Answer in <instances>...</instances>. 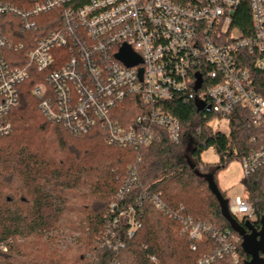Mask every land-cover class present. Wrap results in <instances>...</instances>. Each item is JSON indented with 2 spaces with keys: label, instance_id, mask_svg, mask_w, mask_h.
<instances>
[{
  "label": "built area",
  "instance_id": "obj_1",
  "mask_svg": "<svg viewBox=\"0 0 264 264\" xmlns=\"http://www.w3.org/2000/svg\"><path fill=\"white\" fill-rule=\"evenodd\" d=\"M245 1L249 28L234 25ZM124 48L141 61L128 65L118 57ZM250 62L264 66V0H0V138L13 131L9 115L29 79L36 81L31 91L48 121L74 135L99 126L106 142L133 147L139 161L143 149L164 137L182 140L180 120L164 105L180 94L222 117L246 111V123L264 130V98L254 90ZM132 95L140 96V114L125 122L122 105ZM241 161L246 177L263 168L264 144ZM137 183L134 166L112 213ZM149 198L164 209L159 195ZM141 210L131 204L120 209L111 222L113 237L121 224L132 237L141 227ZM229 212L258 221L248 189L230 201ZM183 223L191 239L210 234L217 241L200 264L226 255L230 264H243L240 239L230 230L191 218Z\"/></svg>",
  "mask_w": 264,
  "mask_h": 264
},
{
  "label": "trees",
  "instance_id": "obj_2",
  "mask_svg": "<svg viewBox=\"0 0 264 264\" xmlns=\"http://www.w3.org/2000/svg\"><path fill=\"white\" fill-rule=\"evenodd\" d=\"M234 25L250 27L247 1ZM248 67L254 90L264 98V66L250 62ZM35 82L29 79L22 87L20 105L9 115L13 131L0 138V264H200L217 248V241L210 234L191 239L183 232L186 218L230 230L240 239L236 246L243 264L250 259L243 242L250 227L258 231L264 225V167L244 180L258 214L252 224L231 215V200L217 183L219 170L229 160L242 159L264 144V130L246 123V111L226 117L230 133L225 134L209 124L222 116L177 95L164 105L180 120L182 140L174 144L164 137L143 149L139 161L133 147L106 142L99 126L74 135L48 121L31 91ZM140 103L139 95L128 97L122 120L131 122L140 114ZM211 147L221 155L216 165L202 160ZM134 166L138 183L112 213L111 205L119 202ZM154 194L164 209L151 201ZM130 204L142 209L141 227L129 237L121 224L113 237L112 220ZM115 240L124 245L106 244ZM230 261L226 255L211 264Z\"/></svg>",
  "mask_w": 264,
  "mask_h": 264
},
{
  "label": "rangeland",
  "instance_id": "obj_3",
  "mask_svg": "<svg viewBox=\"0 0 264 264\" xmlns=\"http://www.w3.org/2000/svg\"><path fill=\"white\" fill-rule=\"evenodd\" d=\"M209 124L215 131H222L225 134L230 133V122L226 117L215 118ZM202 160L205 164L216 165L221 161V155L211 147L203 152ZM245 177L241 159L234 157L227 162L224 168L219 170L217 183L219 188L226 193L227 197L233 200L243 195L246 189L244 183ZM69 242V239H67L66 243Z\"/></svg>",
  "mask_w": 264,
  "mask_h": 264
},
{
  "label": "water",
  "instance_id": "obj_4",
  "mask_svg": "<svg viewBox=\"0 0 264 264\" xmlns=\"http://www.w3.org/2000/svg\"><path fill=\"white\" fill-rule=\"evenodd\" d=\"M118 57L124 60L128 65L138 64L141 61V59L128 48L122 49ZM199 104L202 107L201 103ZM207 110H210V107H208ZM205 176L207 178L210 177L208 175ZM250 230L251 232L244 237L243 242L244 250L250 256V259H248L245 264H264V257L261 256V254H264V225L260 231H256L253 227H250Z\"/></svg>",
  "mask_w": 264,
  "mask_h": 264
}]
</instances>
